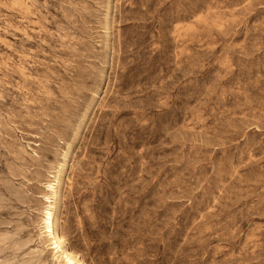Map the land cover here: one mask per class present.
<instances>
[{
	"label": "rangeland",
	"instance_id": "rangeland-1",
	"mask_svg": "<svg viewBox=\"0 0 264 264\" xmlns=\"http://www.w3.org/2000/svg\"><path fill=\"white\" fill-rule=\"evenodd\" d=\"M47 209L81 264H264V0H0V264H65Z\"/></svg>",
	"mask_w": 264,
	"mask_h": 264
},
{
	"label": "bare ground",
	"instance_id": "bare-ground-1",
	"mask_svg": "<svg viewBox=\"0 0 264 264\" xmlns=\"http://www.w3.org/2000/svg\"><path fill=\"white\" fill-rule=\"evenodd\" d=\"M55 185L50 188L53 192V196H56L59 192L60 187V180L59 177L57 178ZM44 228L45 232H47V235L52 238V246L50 247L53 249V252L57 253L59 252L60 257L62 258L63 262L65 264H81L78 260L74 258V256L67 252L65 249H63V238L62 235L58 232L57 226L55 222L53 221V212L51 209H47L44 212V218H43Z\"/></svg>",
	"mask_w": 264,
	"mask_h": 264
}]
</instances>
